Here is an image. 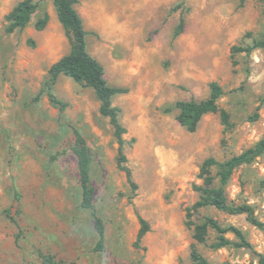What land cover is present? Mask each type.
<instances>
[{"label": "rangeland", "instance_id": "obj_1", "mask_svg": "<svg viewBox=\"0 0 264 264\" xmlns=\"http://www.w3.org/2000/svg\"><path fill=\"white\" fill-rule=\"evenodd\" d=\"M18 1L0 0V264H47L45 256L50 264H194L193 244L209 264H258L264 229L245 214L204 206L188 217L187 209L200 198L195 186L206 158L222 162L264 138V46L249 55L232 51L263 37L264 0L75 4L107 84L126 89L112 105L125 128L134 191L117 165L113 127L93 89L59 74L50 91L64 107L48 97V69L70 49L52 0H33L30 21L9 32L6 15ZM211 82L222 88L217 104L227 124L218 112L207 113L190 132L173 105L207 98ZM74 131L89 152L94 207L104 225L101 250L92 214L79 206ZM218 169L211 167L215 185ZM224 188L229 203L250 205L264 222V151L235 168ZM139 216L148 231L135 246ZM208 216L239 228L251 246L214 248L213 229L196 243L186 221Z\"/></svg>", "mask_w": 264, "mask_h": 264}, {"label": "trees", "instance_id": "obj_2", "mask_svg": "<svg viewBox=\"0 0 264 264\" xmlns=\"http://www.w3.org/2000/svg\"><path fill=\"white\" fill-rule=\"evenodd\" d=\"M78 2L79 0H52L58 20L70 41V49L49 67V77L46 82L48 87L47 94L52 104L58 105L60 108L64 107V103L56 99L50 91V85L55 82L59 74L69 76L78 83H85L93 89L95 96L99 101V112L109 118V122L113 127V135L117 142V165L124 171L126 179L134 191L136 183L132 179L130 168L125 164V140L123 138L125 128L119 120L120 109L117 106L112 105V97L115 94L126 92V89L123 87L108 85L104 78L102 64L88 52L86 47V30L84 29L82 18L75 8V4ZM36 6L37 3L33 0H19L6 15L8 21L7 31L11 32L16 28H24L30 21L31 15L35 11ZM47 20L48 15L44 14L43 17L38 18L35 21V28L38 30L43 29ZM182 26L183 19L180 20L179 29H181ZM177 32L179 31H176V33ZM263 46L264 33L261 39L253 41L251 45H234L232 51L245 52L246 55H249L253 48ZM221 95V86L216 82H211L209 84V95L207 98L201 100H177L173 105V108L178 110L176 115L177 121L188 131L193 132L196 130L198 122L203 115L218 112L222 123L227 124L228 113L224 109L219 108L217 104V100ZM74 132L75 141L72 147V152L75 157L80 189L79 206L82 209L91 212L94 230L97 235L95 249L101 250L103 249L104 242V225L94 207V189L91 185L89 175V152L84 138L77 131ZM263 151L264 138L259 140L254 146L249 147L241 153L233 155L222 162L217 161L213 157L206 158L202 162L199 171V177L202 180V184L195 186V188L200 191V198L192 205V207L187 209V216H190V209L195 210L204 206H213L230 214H245L247 220L252 225L264 229V222L256 218L250 205H234L227 201L224 188L235 168L244 163L250 162ZM212 166H218L219 168L217 172L218 185L214 184L215 176L211 173ZM139 222L140 228L134 242L135 246H139L142 237L148 231L147 221L139 216ZM186 225L192 226V236L196 243H204L207 238L208 230L213 229L216 233V241H214L211 246L214 248L229 244H234L240 247L251 246L239 228L234 225L222 226L214 218L209 216L205 217L203 221L198 223H193L188 220L186 221ZM227 232L233 233L238 240L232 241L227 238L225 236ZM190 258L194 264H209L194 244L191 247ZM44 259L47 264H50V261L46 256ZM257 260L258 264H264V254L258 252Z\"/></svg>", "mask_w": 264, "mask_h": 264}]
</instances>
